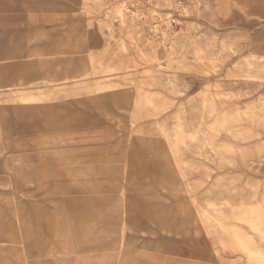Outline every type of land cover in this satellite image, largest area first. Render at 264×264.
<instances>
[{
    "label": "rangeland",
    "instance_id": "obj_1",
    "mask_svg": "<svg viewBox=\"0 0 264 264\" xmlns=\"http://www.w3.org/2000/svg\"><path fill=\"white\" fill-rule=\"evenodd\" d=\"M259 39L264 0H0V264H264Z\"/></svg>",
    "mask_w": 264,
    "mask_h": 264
},
{
    "label": "bare ground",
    "instance_id": "obj_2",
    "mask_svg": "<svg viewBox=\"0 0 264 264\" xmlns=\"http://www.w3.org/2000/svg\"><path fill=\"white\" fill-rule=\"evenodd\" d=\"M262 42H264V40H259L258 41V51H260L262 54H263V56L262 57H264V45H261L260 43H262ZM224 95V94H223Z\"/></svg>",
    "mask_w": 264,
    "mask_h": 264
},
{
    "label": "crops",
    "instance_id": "obj_3",
    "mask_svg": "<svg viewBox=\"0 0 264 264\" xmlns=\"http://www.w3.org/2000/svg\"><path fill=\"white\" fill-rule=\"evenodd\" d=\"M260 40V39H259ZM261 45H264V42L260 43Z\"/></svg>",
    "mask_w": 264,
    "mask_h": 264
}]
</instances>
